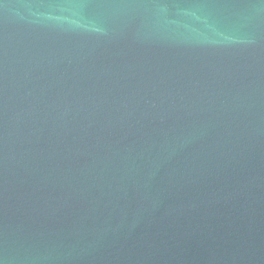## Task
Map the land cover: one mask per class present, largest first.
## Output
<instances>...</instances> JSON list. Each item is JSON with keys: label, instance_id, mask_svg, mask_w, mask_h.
Listing matches in <instances>:
<instances>
[{"label": "water", "instance_id": "1", "mask_svg": "<svg viewBox=\"0 0 264 264\" xmlns=\"http://www.w3.org/2000/svg\"><path fill=\"white\" fill-rule=\"evenodd\" d=\"M0 264H264V0H0Z\"/></svg>", "mask_w": 264, "mask_h": 264}]
</instances>
